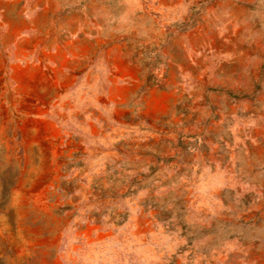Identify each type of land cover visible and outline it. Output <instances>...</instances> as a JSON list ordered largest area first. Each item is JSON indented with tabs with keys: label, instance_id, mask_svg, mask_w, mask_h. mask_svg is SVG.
<instances>
[{
	"label": "rangeland",
	"instance_id": "obj_1",
	"mask_svg": "<svg viewBox=\"0 0 264 264\" xmlns=\"http://www.w3.org/2000/svg\"><path fill=\"white\" fill-rule=\"evenodd\" d=\"M0 264H264V0H0Z\"/></svg>",
	"mask_w": 264,
	"mask_h": 264
}]
</instances>
